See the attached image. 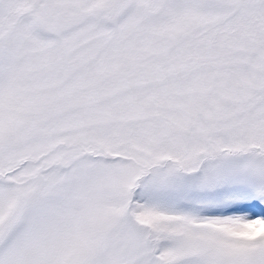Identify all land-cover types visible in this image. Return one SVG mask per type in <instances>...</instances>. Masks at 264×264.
<instances>
[{"label": "snow or ice", "instance_id": "obj_1", "mask_svg": "<svg viewBox=\"0 0 264 264\" xmlns=\"http://www.w3.org/2000/svg\"><path fill=\"white\" fill-rule=\"evenodd\" d=\"M0 264H264V0H0Z\"/></svg>", "mask_w": 264, "mask_h": 264}]
</instances>
